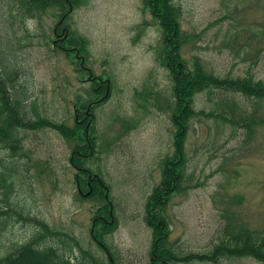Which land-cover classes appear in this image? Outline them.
<instances>
[{"label":"rangeland","instance_id":"rangeland-1","mask_svg":"<svg viewBox=\"0 0 264 264\" xmlns=\"http://www.w3.org/2000/svg\"><path fill=\"white\" fill-rule=\"evenodd\" d=\"M3 4L0 0L1 13ZM179 4L181 53L188 63L199 57L206 69L216 74L244 75L250 70L256 78L264 79V0H180ZM13 10L17 15L18 10ZM63 15L60 9H51L42 23L35 19L28 22L33 36L22 40L19 59L25 71L19 82L36 99L42 115L74 125L76 110L85 103L81 97L87 98L91 88L88 72L82 70L76 54L68 55L60 48L53 52L39 36L43 29H55ZM62 25L68 33L70 29L89 39L84 64L110 81L111 96L93 111L90 124L94 122L98 136L97 153L85 165L101 173L110 187L113 215L109 210L107 219L115 221V227L105 239L116 259L113 264H150L153 236L145 219V204L162 179V159L176 150L170 118L175 106L172 75L157 53L162 45L159 20L143 6V0H86ZM14 27L25 36V27L17 19ZM10 28L9 20L0 17V35ZM66 32L58 40L54 32L52 44L64 40ZM7 41L0 38L3 48ZM218 99L207 91L198 93L195 109L210 112L216 109ZM238 99L249 109L254 106L244 96ZM257 112L264 115L261 109ZM126 120L134 126L129 131L124 127ZM240 124L206 118L190 122L185 142V184L189 187L186 193L173 195L167 208L170 240L180 251L209 250L227 223L224 214L233 213L237 223L264 231V124L255 127L251 138ZM22 135L29 157L45 170L35 177L34 171L29 174L24 168L29 157H19L22 166L14 192L18 210L23 208V216L67 231L103 261L112 263L92 237L96 220L106 216L98 212L109 203L104 194L87 198L78 191V170L70 162L77 140H67L51 127L26 129ZM0 156L10 160L5 149L0 148ZM39 228L35 221L14 217L0 231V252L13 242L28 240ZM50 241L58 243L56 238ZM66 251L68 256L73 254L72 262L90 263L79 248L70 254ZM218 264L264 262L244 258Z\"/></svg>","mask_w":264,"mask_h":264},{"label":"trees","instance_id":"trees-1","mask_svg":"<svg viewBox=\"0 0 264 264\" xmlns=\"http://www.w3.org/2000/svg\"><path fill=\"white\" fill-rule=\"evenodd\" d=\"M179 1L143 0V6L150 8L154 17L159 20L162 29V45L157 49V53L163 65L170 70L175 96V106L170 118L175 127L174 145L176 150L173 155H166L162 159V179L147 196L145 204V219L152 229L153 236L150 264H180L195 261L218 264L222 260L244 258L264 262V231L237 223L234 221L235 214L233 213L224 214L227 223L222 228L218 241L207 251H180L170 240L171 228L167 215L169 201L177 193H186L189 187L185 184L188 178V156L185 142L190 122L193 119L206 118L216 122L231 123L233 126L242 123L240 125L246 128L249 138L254 133L255 127L264 124V115L257 112L258 109L264 112V79L256 78L250 70L244 75L216 74L213 71H208L199 57H196L193 63H188L182 57L183 40L179 21L182 7ZM84 2L86 0H3L2 8L5 10L2 9L0 17L9 20L11 30L0 35L1 39L8 40L7 48H3L0 44V148L9 152L10 160L6 161L5 157L0 156V204H3V206L0 205V231L9 224L10 220H14V217L16 220L22 218L26 221H35L40 228L28 240L22 243L13 242L6 247L4 253L0 252V264H77L72 262L73 254L68 256L66 253V250L69 254L73 253V249L76 247L81 251L83 258L91 259L89 264H113V262L106 263L96 256L93 251L85 248L76 237L67 231L52 228L43 220L23 216L24 209L18 210L14 200V192L18 180H20L19 170L22 166L19 157H29L22 135L26 129L51 127L60 132L67 140H77L72 151V166L87 168L89 172L96 174L106 184L101 173L85 165L87 160L97 153L98 136L94 122L85 137L86 129L83 133L80 132L81 128L85 126L79 121L76 120L74 125H68L45 117L39 111L36 99L29 96L26 85L19 82L25 71L19 59L22 40L33 36L28 28V22L35 19L42 23L51 9H60L64 15L68 16ZM14 7L18 10L17 15L14 13ZM16 19L22 28L25 27L23 29L24 37L19 35L18 29L14 27ZM54 31L55 29L47 28L39 33L43 44L47 45L51 51L57 52V49H62L59 47V43H61L69 45V48H75L74 50L65 48L66 54L74 55L76 54L75 50H78L79 53L85 54L82 55L84 58L87 57L89 53L88 38L76 35L69 29L68 36L61 42L58 41V45H53L51 35ZM75 58L80 60L76 56ZM82 70L84 69L82 68ZM98 84L97 81L91 82L87 98L81 97L85 101V103L81 102L82 106L77 109L81 114L84 115L90 102L99 100L105 93L104 85L100 89H95ZM206 91L216 94L219 98L216 109L210 112L196 110V95ZM239 95L253 101L254 106L249 109L242 105L238 99ZM110 96L109 92L103 100L92 104L91 111H95ZM124 127L129 131L134 126L126 120ZM82 134H84V138L81 136ZM29 160L24 165L27 173L30 174L31 171H34L33 175L36 177L44 172L45 168L40 166L36 160L30 157ZM89 180L88 173L85 170H79L76 174L77 188L79 186L83 191H90L85 196L87 198L103 197L105 191L103 186L96 179L92 180L91 185L88 186ZM108 188L110 187L108 186ZM108 212L109 204H106L98 214H104L107 217ZM96 221L92 228V237L106 245L110 251L105 237L112 233L115 221L105 223L100 217ZM100 224L104 225L103 229L99 227ZM51 238H56L58 243L53 244L50 241ZM100 248L104 250L102 247ZM113 260L116 261L114 257Z\"/></svg>","mask_w":264,"mask_h":264},{"label":"flooded vegetation","instance_id":"flooded-vegetation-1","mask_svg":"<svg viewBox=\"0 0 264 264\" xmlns=\"http://www.w3.org/2000/svg\"><path fill=\"white\" fill-rule=\"evenodd\" d=\"M62 23H63V21L60 23V24H58L56 27H55V35L57 36V40H58V38H59V36L60 35H62V32H63V30H64V26L62 25ZM60 28V30H61V32H59L58 31V29ZM62 37V36H61ZM59 38V39H62V38ZM56 42V41H55ZM60 46V45H59ZM62 49H65V47L64 46H60ZM83 69L85 70V71H87L88 72V76H89V73H90V71L89 70H87V67L85 66V67H83ZM87 80H89L90 82H94V81H97L99 84H98V87H96L95 89H100L103 85L105 86V93H106V90H107V82L105 81V79H103L102 77H100V76H98V75H94L93 73H92V77L91 78H88ZM105 93L103 94V96L105 95ZM103 96H101V98L103 97ZM100 98V99H101ZM100 99L99 100H94V101H92V102H90L89 104H88V106H90V108H89V112L87 113V108H88V106H87V108H86V110H85V113H84V115H83V117L82 118H80V112H78V110H76V120L77 121H79L81 124H84L85 126H86V129L88 128V127H90V125H88L89 123H91L92 122V120H93V118H94V113L91 111V108H92V104H94L95 102H98V101H100ZM70 162L72 163L73 162V156L71 155V159H70ZM74 166V168L76 169V170H85L87 173H88V178L90 179L89 180V182H88V186H90L91 185V181L92 180H94V179H96L99 183H100V178L96 175V174H92L91 172H89V170L87 169V168H82V167H78V166H75V165H73ZM89 173L91 174V177H89ZM101 184V183H100ZM102 186H103V188H104V190H105V192H104V196H105V198L107 199V201H108V203H109V210L111 209V206H113L112 205V202L109 200V197H108V193H109V188L104 184H101ZM78 191L82 194V195H84V196H86L87 195V192H89V191H86V192H83V190H81L80 188H79V186H78ZM101 218H102V220L105 222V223H111V219H107V217L106 216H101ZM103 249H104V251H105V253L107 254V256H108V258H110L111 259V261L113 262V258H112V255H111V253H110V251L108 250V249H106V247H105V245L102 243V242H99L98 240L96 241Z\"/></svg>","mask_w":264,"mask_h":264},{"label":"water","instance_id":"water-1","mask_svg":"<svg viewBox=\"0 0 264 264\" xmlns=\"http://www.w3.org/2000/svg\"><path fill=\"white\" fill-rule=\"evenodd\" d=\"M64 18H65V16L61 18L59 24L64 20ZM66 30H67V28H64L63 32H66ZM67 32H68V30H67ZM67 32L65 33V37L67 36ZM76 57H77L78 59H81V61H82V62H81V65L84 66V61H85V59L79 54L78 51H77V53H76ZM87 69L90 71L89 78H91V77H92L91 69H89V68H87ZM106 81H107V90H106V94L104 95V97H106V96L109 94V86H110V84H109V80H108V79H107ZM89 108H90V106H88V108H87V113L89 112ZM88 125H90V123H89ZM87 135H88V128H87ZM89 177H91V174H89ZM99 181H100V183L103 184V182H102L101 179H100ZM88 194H89V192H87V195H88ZM111 213H112V212H111Z\"/></svg>","mask_w":264,"mask_h":264}]
</instances>
